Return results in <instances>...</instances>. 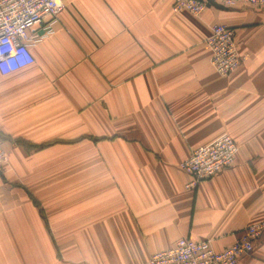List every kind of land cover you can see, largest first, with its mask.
<instances>
[{
    "label": "crops",
    "instance_id": "1",
    "mask_svg": "<svg viewBox=\"0 0 264 264\" xmlns=\"http://www.w3.org/2000/svg\"><path fill=\"white\" fill-rule=\"evenodd\" d=\"M172 4L64 0L33 63L0 75V264H144L264 223V8ZM214 24L246 55L227 77ZM222 135L235 163L187 187L181 163ZM237 264H264V228Z\"/></svg>",
    "mask_w": 264,
    "mask_h": 264
},
{
    "label": "built area",
    "instance_id": "2",
    "mask_svg": "<svg viewBox=\"0 0 264 264\" xmlns=\"http://www.w3.org/2000/svg\"><path fill=\"white\" fill-rule=\"evenodd\" d=\"M231 8L244 5L255 9L264 8V0H214ZM205 2L197 0H173L174 12L200 15ZM64 9V0H0V75L8 76L33 63L30 48L54 32V26ZM42 31V34L38 31ZM210 49V64L217 75L227 77L246 59L235 41L232 28L214 24L205 40ZM237 145L228 135L199 146L180 165V170L191 177L187 187H195L203 180L211 179L232 167ZM7 157L0 146V174L5 170ZM264 223L248 226L241 236L222 251L213 249L210 241L179 239L174 247L159 251L144 264H237L249 256L260 235Z\"/></svg>",
    "mask_w": 264,
    "mask_h": 264
},
{
    "label": "water",
    "instance_id": "3",
    "mask_svg": "<svg viewBox=\"0 0 264 264\" xmlns=\"http://www.w3.org/2000/svg\"><path fill=\"white\" fill-rule=\"evenodd\" d=\"M197 1L205 2L207 8L213 7V8L218 9V10H226L225 7L217 4L214 0H197Z\"/></svg>",
    "mask_w": 264,
    "mask_h": 264
}]
</instances>
